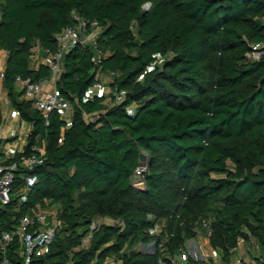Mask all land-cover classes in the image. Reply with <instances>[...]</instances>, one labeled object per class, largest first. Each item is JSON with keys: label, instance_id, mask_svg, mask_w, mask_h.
I'll use <instances>...</instances> for the list:
<instances>
[{"label": "trees", "instance_id": "1", "mask_svg": "<svg viewBox=\"0 0 264 264\" xmlns=\"http://www.w3.org/2000/svg\"><path fill=\"white\" fill-rule=\"evenodd\" d=\"M75 11L102 25L99 63L117 71L126 94L89 97L96 50L72 46L56 82L72 105L64 127L58 110L46 117L15 79L51 77L47 63H32L33 48L55 50ZM262 39L264 0H0L3 84L31 124L25 149L43 139L46 148L28 198L0 207V232L30 207L54 203L61 225L31 264H173L198 230L220 260L189 255L185 264H232L240 239L259 244L250 249L256 263L242 264H264V56L248 55ZM142 150L150 154L144 188L132 181ZM17 247L15 238L8 252L21 264Z\"/></svg>", "mask_w": 264, "mask_h": 264}, {"label": "built area", "instance_id": "2", "mask_svg": "<svg viewBox=\"0 0 264 264\" xmlns=\"http://www.w3.org/2000/svg\"><path fill=\"white\" fill-rule=\"evenodd\" d=\"M73 19V23L65 25L55 34L57 41L55 50L48 47L43 48L40 44H36L45 51L44 59L41 62L47 63L51 67V77L42 80H32L30 77L25 78L21 75H17L15 79L16 85L23 89V95L31 99L34 105L42 110L46 117L49 116L52 110H58L60 115L65 119L66 124L64 127H68L73 123L72 105L70 101L59 92L56 82L63 69L64 54L72 46L77 44L82 46L91 45L96 50L95 59L97 61V66L95 67L94 81L87 90L89 97H93L95 94L106 93L107 89H109L113 93L112 99L118 102L122 100L126 94L124 88H119L114 84L117 71L113 69H103L99 63L101 61L102 51L98 47V37L102 25L97 19H88L76 11L73 13ZM36 45L34 47H36ZM251 45L252 48L248 53L249 57L258 59L264 56V39L255 41ZM33 56L34 52L32 54V57ZM4 75L5 68L1 70V76L4 77ZM45 81L51 82L52 86L46 88L44 84ZM2 139L3 135L0 128V141ZM59 140H63V135ZM45 153V146L37 142L33 144L29 151L24 147L15 154L0 159V207L10 202L14 196H17L20 201H25L28 198L30 191L39 179L35 169L45 161ZM147 171L148 162L142 159L132 174V181L135 186L141 188L147 186L145 178ZM19 176L21 182L18 184L17 180ZM48 205L49 203L44 206L38 203L30 207L29 211L21 215L15 228L3 229L0 232V264H19L8 252L9 246L15 238L18 239L16 253L21 257V264H31L34 253H41L47 249L48 244L53 240L61 225V219L58 215V206L49 209ZM100 221L101 218H98L91 223L90 231L83 239L84 244L89 242L93 229L96 228L97 223ZM209 221V219L203 221V226L208 228V230ZM242 241L243 240L240 239V243ZM191 244H193V248ZM255 247L259 249V244L256 243ZM147 248H154V243L150 242ZM230 251L234 254L233 248H231ZM214 253L220 254L218 249L210 243L208 234H205V242H199L198 236L196 235L186 240L180 258L185 263L188 256L191 255L196 260H204L209 263L210 257L214 258ZM256 260L257 259L252 256L250 257V261L253 263H256ZM172 261L174 263L175 257ZM242 263L243 259L240 258H236L232 261V264ZM103 264H107V260Z\"/></svg>", "mask_w": 264, "mask_h": 264}, {"label": "crops", "instance_id": "3", "mask_svg": "<svg viewBox=\"0 0 264 264\" xmlns=\"http://www.w3.org/2000/svg\"><path fill=\"white\" fill-rule=\"evenodd\" d=\"M40 47V46H39ZM44 55L40 57L41 62L44 59L45 51L40 47ZM6 57L7 50L5 48H0V100L2 101L4 120L0 124V128L2 131L3 139L0 142V159L3 157H8L15 154L18 150L25 147L27 142V135L31 129V124L26 120L21 119L19 112L12 106L10 100L8 98L7 89L3 84V77L1 76V70L6 66ZM34 65V61H32ZM38 64V62H37ZM45 87L50 88L52 83L49 81H45ZM106 94L108 95L107 100L109 98L112 99L113 93L107 89ZM45 146L44 139L41 142ZM244 241L239 243L238 247L235 249L232 261L236 258H240L246 261H250V250L249 252L246 250V254L244 255L242 247L244 246ZM249 249H256L255 245L250 247ZM220 255V254H218ZM113 257H108L107 264H120V260H116L114 262Z\"/></svg>", "mask_w": 264, "mask_h": 264}, {"label": "rangeland", "instance_id": "4", "mask_svg": "<svg viewBox=\"0 0 264 264\" xmlns=\"http://www.w3.org/2000/svg\"><path fill=\"white\" fill-rule=\"evenodd\" d=\"M149 5V3H146L145 4V7H147ZM34 56H33V61H34V63H37V62H39L40 61V57L42 56V55H44V53L42 52V50L40 49V47H38V45H36V47H34ZM40 56V57H39ZM107 101H112L111 100V98H109ZM145 154H146V157L143 159L144 161H146V162H148L149 161V159H150V154L147 152V151H145V150H142ZM57 205L56 204H54V203H50L49 205H48V207H49V209H53V208H55ZM104 220H106V221H113V219H111V218H109V217H105V218H103ZM197 236H198V239H199V242H205V234H204V232L202 231V230H198V234H197ZM207 244H208V242H207ZM141 247L142 246H146V247H148L149 246V243L148 244H145L144 245V243H140L139 244ZM192 245V248L194 247L193 246V244H191ZM209 245V244H208ZM250 247H252V244L251 243H249V242H246V243H244V246L242 247V249H243V252H244V255H247L246 254V250L249 252V248ZM250 255H251V253H249ZM213 260H215V261H219L220 260V255H218L217 253L215 254L214 253V258H213ZM116 260H114V262H115ZM114 264V263H113ZM173 264H185L184 263V261L180 258V255L178 256H176L175 257V261H174V263Z\"/></svg>", "mask_w": 264, "mask_h": 264}, {"label": "water", "instance_id": "5", "mask_svg": "<svg viewBox=\"0 0 264 264\" xmlns=\"http://www.w3.org/2000/svg\"><path fill=\"white\" fill-rule=\"evenodd\" d=\"M146 157V154L143 152V151H141L140 152V159L142 160V159H144Z\"/></svg>", "mask_w": 264, "mask_h": 264}]
</instances>
